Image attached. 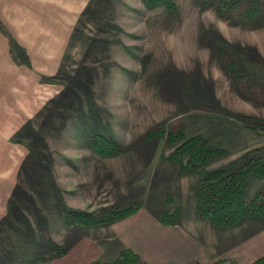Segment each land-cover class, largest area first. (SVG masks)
Wrapping results in <instances>:
<instances>
[{
	"label": "rangeland",
	"instance_id": "374dc122",
	"mask_svg": "<svg viewBox=\"0 0 264 264\" xmlns=\"http://www.w3.org/2000/svg\"><path fill=\"white\" fill-rule=\"evenodd\" d=\"M64 4L0 15V264L44 263L113 208L202 217L210 172L264 162V0ZM170 132L226 153L187 172ZM263 189L251 174L248 198Z\"/></svg>",
	"mask_w": 264,
	"mask_h": 264
},
{
	"label": "crops",
	"instance_id": "0c3cea01",
	"mask_svg": "<svg viewBox=\"0 0 264 264\" xmlns=\"http://www.w3.org/2000/svg\"><path fill=\"white\" fill-rule=\"evenodd\" d=\"M64 1L0 0V15L13 18L19 12L21 19H32L40 9L61 10ZM4 60L7 62V57ZM163 211L142 206L134 214L111 223L78 225L83 229L74 231L66 251L41 264L110 261L125 247L138 253L140 264H257L264 257V227H255L263 221L260 217L216 226L191 213L193 220L181 217L178 224L168 225L160 220Z\"/></svg>",
	"mask_w": 264,
	"mask_h": 264
},
{
	"label": "trees",
	"instance_id": "16d2710c",
	"mask_svg": "<svg viewBox=\"0 0 264 264\" xmlns=\"http://www.w3.org/2000/svg\"><path fill=\"white\" fill-rule=\"evenodd\" d=\"M159 2L160 0H151L152 4ZM168 139L172 143L180 144L167 159L178 163L187 172L197 171L226 153L222 148L210 147L208 139L201 135L186 138L182 132H170ZM93 146L102 155H112L114 153L111 152L117 149L113 141L102 136L100 139L95 138ZM251 174L264 176V162L259 158L251 159L236 171L216 169L210 172L196 188L198 211L216 226H231L249 217L264 218V189L251 199L247 196L246 187ZM139 209V205L123 209L113 208L104 219L94 218L93 222H87V218L83 217L80 223H110L126 218ZM180 214L179 208L165 210L160 220L168 225H176ZM80 215L88 216L82 213ZM58 249L60 253L65 251L61 247ZM139 258L138 253L126 247L116 259L107 262L95 261L93 264H132ZM263 262L264 257L256 261L257 264Z\"/></svg>",
	"mask_w": 264,
	"mask_h": 264
}]
</instances>
